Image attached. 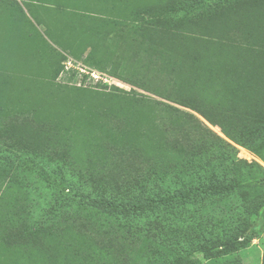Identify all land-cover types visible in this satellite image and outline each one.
I'll list each match as a JSON object with an SVG mask.
<instances>
[{
	"label": "rangeland",
	"instance_id": "374dc122",
	"mask_svg": "<svg viewBox=\"0 0 264 264\" xmlns=\"http://www.w3.org/2000/svg\"><path fill=\"white\" fill-rule=\"evenodd\" d=\"M250 1L0 0V264H264V120L230 139L167 98L222 92L211 21Z\"/></svg>",
	"mask_w": 264,
	"mask_h": 264
},
{
	"label": "trees",
	"instance_id": "16d2710c",
	"mask_svg": "<svg viewBox=\"0 0 264 264\" xmlns=\"http://www.w3.org/2000/svg\"><path fill=\"white\" fill-rule=\"evenodd\" d=\"M232 16L228 17L225 22V26L219 25L215 21H211L215 28L216 35L224 33V41L219 42L218 48L221 52L227 54L226 63L215 69L216 75L207 77L204 79V85L209 89L210 85H215L222 89L221 94L219 92H213L211 95L204 94L202 104L199 103L196 96L192 93L189 87L178 88L177 98L169 96V100L174 103L199 111L209 123L215 127L221 128L223 133L231 138V131L227 127L230 122H239L247 125L248 123H259L264 120V0H252L245 2L243 5L236 6L232 9ZM243 11V12H242ZM238 26L239 32L236 37H227L231 33L234 27ZM192 88V86H191ZM229 94L228 98L227 95ZM170 95V94H169ZM218 97V99H216ZM216 99V100H215ZM216 101L219 104H223L224 107H217L210 102ZM230 105V108H229ZM166 106V105H165ZM228 106L229 110L225 109ZM170 108L173 113H179L180 110L173 108L172 106H166ZM203 107L209 109V111H203ZM190 119L195 120L194 116L185 113ZM197 121V120H196ZM198 122V121H197ZM27 138L20 136L10 137L9 146L14 148H23L29 150H39L45 144V141L40 136L35 134H27ZM31 135V136H30ZM16 137V139H14ZM14 140V141H13ZM48 144V142H46ZM120 178V177H119ZM119 180V179H118ZM104 181L109 182L117 181L116 179L106 178ZM113 184V183H111ZM118 203L111 205V209L114 211H120L122 214L125 212V208ZM103 201L96 202V205L103 204ZM258 215L264 219V206L258 210ZM100 231V229H99ZM110 231V228H109ZM121 231L118 229L111 230L115 239H110L109 234L106 232L101 237L97 238V242L93 241L94 246L97 243V248L102 251L116 252L120 259L122 253L125 251V246L129 243V231ZM123 238V241L119 240ZM238 241V240H236ZM236 242H232L231 247H235ZM243 243V242H242ZM123 246V247H120ZM230 246V245H229ZM203 254L211 255L210 250L203 248ZM79 251V250H78ZM76 250V256H82L83 251ZM86 258H94L91 252L85 254ZM122 264V263H121ZM177 264H195L193 260L182 261Z\"/></svg>",
	"mask_w": 264,
	"mask_h": 264
},
{
	"label": "built area",
	"instance_id": "2783aa9c",
	"mask_svg": "<svg viewBox=\"0 0 264 264\" xmlns=\"http://www.w3.org/2000/svg\"><path fill=\"white\" fill-rule=\"evenodd\" d=\"M90 79H91L90 81H91L92 84L98 85V84L105 83V80L103 79L102 75L101 76H96L94 74H91V78Z\"/></svg>",
	"mask_w": 264,
	"mask_h": 264
}]
</instances>
